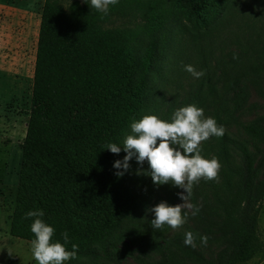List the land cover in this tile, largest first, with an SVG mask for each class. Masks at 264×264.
I'll list each match as a JSON object with an SVG mask.
<instances>
[{
	"label": "trees",
	"instance_id": "1",
	"mask_svg": "<svg viewBox=\"0 0 264 264\" xmlns=\"http://www.w3.org/2000/svg\"><path fill=\"white\" fill-rule=\"evenodd\" d=\"M201 28L188 33L198 50L231 16V0H192ZM196 2V3H195ZM171 7L161 0H118L107 15L83 1L44 0L37 37L31 108L21 144L15 204L9 235L31 242L28 210L42 209V219L54 229V240L67 233L78 245L66 264L111 261L118 228L136 210L123 176L110 171L113 154L103 146L121 141L133 119L150 108L151 75L159 73ZM201 14V13H200ZM115 18H132L135 28L113 26ZM178 41L185 34L179 29ZM150 43L137 49L139 35ZM200 51V55H201ZM204 61H206L204 59ZM213 88V87H211ZM217 124L225 125L219 111ZM248 132H254L247 128ZM245 167L235 163L229 145L235 143ZM221 160V183L215 193L222 225L233 232L237 246L225 264H245L264 255V241L253 217L242 213L253 185L251 156L242 142L224 128L208 147ZM103 149V150H102Z\"/></svg>",
	"mask_w": 264,
	"mask_h": 264
},
{
	"label": "rangeland",
	"instance_id": "2",
	"mask_svg": "<svg viewBox=\"0 0 264 264\" xmlns=\"http://www.w3.org/2000/svg\"><path fill=\"white\" fill-rule=\"evenodd\" d=\"M161 1L171 7L173 14L161 37L160 46L162 42L165 45L163 59L159 73L150 77L147 88L152 104L144 115L168 120L175 109L187 104L201 107L205 116L214 117L219 111L222 121L228 122L225 130L232 139L242 142L251 156L253 185L242 213L255 219L264 241V0H231V16L211 33L200 50L188 33L201 28V23L195 21L198 17L207 19L204 9L192 10L193 5H198L192 0ZM43 3L44 0H0V264H35L30 255L31 242L10 236L5 240L2 236L9 233L15 204ZM137 21L115 18L113 26L133 29ZM179 29L185 31L180 42ZM149 43L150 38L140 34L136 48ZM186 64L203 70L204 75L193 78L183 70ZM250 127L254 132L247 131ZM212 143L213 137L201 142L203 157L214 156L215 149H208ZM236 146V142L230 144L229 152L244 168L245 160ZM124 155L121 151L115 160H122ZM113 161L110 171L116 172ZM218 161L221 167L217 177L194 183L191 196L185 200V205H200L199 213L192 216L191 209L185 207L182 213H187V219L182 226L154 229L149 222L151 213L145 209L160 201L169 205L182 203L178 194L183 189L171 184L154 185L149 176L137 174L138 169L147 170V162L138 165L134 159L129 160V168L122 176L136 210L117 230L112 260L97 261L98 264H225L237 239L233 232L225 231L216 205L223 167ZM185 232L197 237L195 246L183 243ZM198 234L207 236L206 244L200 243ZM78 261L86 263L85 259ZM245 264H264V255Z\"/></svg>",
	"mask_w": 264,
	"mask_h": 264
},
{
	"label": "clouds",
	"instance_id": "3",
	"mask_svg": "<svg viewBox=\"0 0 264 264\" xmlns=\"http://www.w3.org/2000/svg\"><path fill=\"white\" fill-rule=\"evenodd\" d=\"M98 13L107 15L110 6L118 0H84ZM183 70L193 78L199 79L204 75L203 70H197L190 64L183 66ZM129 133L122 141L107 142L103 149L113 154L121 151L125 153L122 160L113 161L112 167L117 169L114 174L119 177L129 168V160L134 159L138 165L147 162V170L138 169L137 174H145L151 178L154 185L171 184L183 189L179 193L180 204L169 205L165 201L146 208L151 213L150 226L160 229L167 226L177 229L187 219V213L182 209H191V215L199 213L200 205L187 204L185 200L191 196L194 183L201 179L213 180L217 177L221 167L215 156L205 158L201 155V142L210 137H221L224 134L223 125L217 124L214 117L205 116L204 110L195 104H187L175 109L168 120L156 115H143L133 119L129 124ZM102 149V150H103ZM25 219H30L29 230L33 234L30 255L35 264H66L75 259L78 245L71 244V250L66 248L69 242L67 233H61V240H54L55 229L46 223L42 217V209L28 210ZM201 244L207 243V236L198 234ZM196 236L192 232H185L183 243L195 246Z\"/></svg>",
	"mask_w": 264,
	"mask_h": 264
},
{
	"label": "crops",
	"instance_id": "4",
	"mask_svg": "<svg viewBox=\"0 0 264 264\" xmlns=\"http://www.w3.org/2000/svg\"><path fill=\"white\" fill-rule=\"evenodd\" d=\"M9 236H10L9 233H7V234L4 233L2 237H3V239L6 240ZM0 238H1V236H0Z\"/></svg>",
	"mask_w": 264,
	"mask_h": 264
}]
</instances>
